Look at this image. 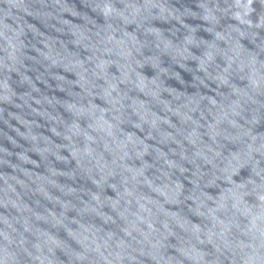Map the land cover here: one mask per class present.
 <instances>
[{"label":"water","instance_id":"95a60500","mask_svg":"<svg viewBox=\"0 0 264 264\" xmlns=\"http://www.w3.org/2000/svg\"><path fill=\"white\" fill-rule=\"evenodd\" d=\"M0 264H264V0H0Z\"/></svg>","mask_w":264,"mask_h":264}]
</instances>
